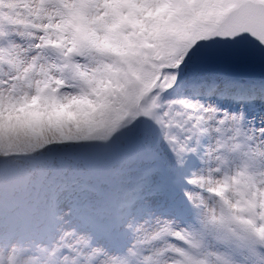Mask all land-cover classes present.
<instances>
[{
  "label": "snow or ice",
  "instance_id": "obj_1",
  "mask_svg": "<svg viewBox=\"0 0 264 264\" xmlns=\"http://www.w3.org/2000/svg\"><path fill=\"white\" fill-rule=\"evenodd\" d=\"M0 264H264V0H0Z\"/></svg>",
  "mask_w": 264,
  "mask_h": 264
}]
</instances>
